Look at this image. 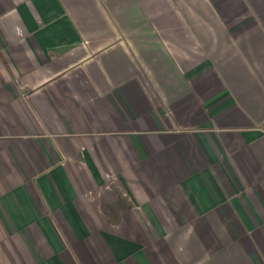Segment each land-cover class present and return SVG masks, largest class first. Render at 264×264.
Wrapping results in <instances>:
<instances>
[{
	"label": "crops",
	"instance_id": "0c3cea01",
	"mask_svg": "<svg viewBox=\"0 0 264 264\" xmlns=\"http://www.w3.org/2000/svg\"><path fill=\"white\" fill-rule=\"evenodd\" d=\"M0 264H264V0H0Z\"/></svg>",
	"mask_w": 264,
	"mask_h": 264
}]
</instances>
